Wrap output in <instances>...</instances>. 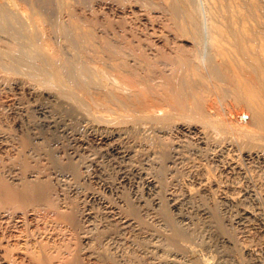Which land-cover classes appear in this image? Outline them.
<instances>
[{
  "label": "bare ground",
  "instance_id": "1",
  "mask_svg": "<svg viewBox=\"0 0 264 264\" xmlns=\"http://www.w3.org/2000/svg\"><path fill=\"white\" fill-rule=\"evenodd\" d=\"M28 1H30L29 3H31L30 10L29 11L28 10L19 11L14 6V3L12 1L0 0V29L4 30L3 31L4 33H7L6 35L7 38L8 36L12 38L11 40H8L5 37L9 42H13L14 44L12 51L11 50L9 51L8 49H4L3 43H2L4 42L2 41L4 38L2 39V37H0V60H2L0 61V63H2V66L9 71L16 68L18 65H22L26 67L25 69L26 74H29L30 76H33L35 78L36 80L35 82L38 85L39 89L41 87L43 89L42 92L41 91L39 92L45 94L46 98L49 99L50 101L49 102L47 100L49 102L48 104L44 103V101L43 103L42 101L40 102L42 103L40 106L41 111L44 114H46L44 116H47V114L49 113L48 116L50 117V113H51L50 103L51 102H53L52 104L55 103L53 107H55L57 111L59 110L61 112L63 111V113H67L69 115L68 117L73 119V122L70 123L68 122L70 121L69 119L67 121V119H64V118H63L64 120L62 119L60 120L59 119L60 115H59V118L57 119H59L61 123H59V121L55 118H51L52 122L55 128L58 129V130L56 129L58 132L59 130H62V132L69 134L72 131L70 129L74 128L75 130L73 131H77V132H74V134L73 133L69 134L71 138L69 139L67 146L74 147V145L78 143L79 144L78 146L80 148L79 147H77L76 149L74 148L73 150L74 156H73L70 149H69L70 153L69 151H66L63 149L64 147L63 145L66 142H62L63 143L61 144L62 146H60V144L57 143L59 145L57 146V144L55 143L62 141V140L56 141L55 139L60 138L62 135H60L61 133L59 134L56 131L55 132L60 135L59 137L58 136H55V138L53 137L56 142L54 144L45 145L42 141H43V138L45 140L48 134H46L47 136L45 137V135L43 133L41 134L40 132L41 130L43 131V129L45 128L43 129L40 128L41 129L39 131L40 133H38V132H35V130L32 127L33 125H32L31 128L30 127L29 128L34 131L33 132L34 134L25 135V133L29 131L30 129L28 128L29 130L27 131L22 130L23 126L26 124V123L24 124L23 121L22 123L24 125H22V129L20 128L21 130L20 132L23 131L24 135H22L21 133L10 134L11 132L6 134L9 130H5L6 128H3V127H6V125L4 126L2 124L3 119L0 120L1 122L0 127L3 128V129L2 128L0 129L4 130L3 133L1 132L2 130H0V221L6 222V220L8 219L10 221L12 219H17L18 221H20V223H22L21 221H24L23 218H26L28 214L35 213L36 215L38 213V215L39 214L40 215L42 214L41 216L44 215V217H46L44 219L52 220L51 221L52 223L53 221L58 222V224H60L59 227L65 226L66 229H71L72 227H74L73 230L76 228H79V230L81 229V227H79V225L81 224L80 215H83L84 213L82 212L81 214V212H79V208H78L79 205L75 203L76 201L75 202L72 201L76 205L71 203L72 205L70 206L69 202L64 201V200L60 201L61 197H58L59 200H56V198H54L53 196V194L55 193V191H53V188H55L54 187L55 185H53L49 181L50 178L47 179V177L45 178L43 177L45 175L43 173L44 170L42 171L41 170L42 168L40 166L36 167V163L33 166V163L37 161L36 159H38V157L40 156L38 159L40 160V158L43 157L42 155H44L45 157L46 156L49 157L50 162H51L50 169L52 170V173H54L57 177L69 176L71 178L70 179L71 182L73 181L72 180L73 178L74 184L78 185L82 182L83 178L86 176L84 174L85 172H83L82 170V163H83L82 161L84 160V158H89L91 161L96 162L97 160H100V157L103 156L104 154L112 152V156L114 154L116 155L115 157H119V159H121V161H117V162H120L119 166L123 167V169H125V172H127V174H133V173L139 172L138 170L140 167L139 165H141V162L139 160H142V159L144 160L145 157H148V160H149L150 159L149 157H151L149 161H152V157H154V160L156 159L158 161L159 160L161 161L159 162L160 164H162L163 160L167 159L164 162L168 164L167 163L168 159H170L172 157V154L175 153L179 155V156L176 155L178 157L175 156L176 157L175 159L180 158L181 160H186V162L188 161L189 164L191 161L193 162V163L191 162L189 172H191L193 176L199 179V181H197L198 185L195 183L197 186L195 185L190 186L191 182L186 183L185 181V184H189L188 187H186L187 185L184 186L186 187V191L188 192V197H192L198 194L199 192L201 193V191H203V193L206 192V194L208 193L209 195L213 194V191L215 192L216 190L220 189L223 184L227 183V181L225 183L223 182V180L224 181L229 180L230 178L229 174L231 175L233 173L236 174L241 164L240 163L241 161L237 159L238 157H235V155L232 154L234 152L233 150L234 147H236V150L238 149V151H240L241 154L244 153L247 156V158L258 157L257 159L259 158L262 159V162H263L262 164H264V0H109L112 4H115L116 6L115 10L120 14L119 16H121V18L122 17L125 18L130 13H134L136 14V17L138 16V19H140L141 22L142 20L144 21L142 22V24L144 23V26H145L144 30L150 29V30H146L148 31L147 32L148 34H147L144 30H142L144 26L143 27L141 26L142 28L139 26L140 30L138 29V31H135L133 29L137 28V26L131 27L133 28L131 30L128 26H132V25H127L124 23L122 26L121 25L122 23L121 24L119 23L118 25H121L122 27L118 26L116 29H113V30L111 29L112 27L110 28V31L112 30L111 32L114 35V36L112 35L113 37L109 35V33H111L109 32L110 23L106 24L108 26H105V27H108V28H105V29H108L107 30L109 32V33L107 32L108 35L107 34L101 35V33L99 35L97 31L95 30V28L97 27H94V24L96 25V23H94L95 19L93 20V22H91L92 20L91 16H90L91 20L85 21V22L75 17L74 16L75 13H72V8L74 7H72L73 3L71 0H28ZM87 2L89 4V0L88 1L86 0V3ZM106 4L107 3H105V5ZM131 6L135 8L133 10L129 9V7ZM55 7L57 8V10H59V14L62 13L63 11H66V12L68 11L71 15L70 19L65 20L66 18L63 19L61 14L60 15L57 14V17L55 15L53 17L52 15V17L56 19L53 20L52 18L51 20L47 17V16H50L48 15L49 13H47L46 18L48 19H46L44 17V14H46L45 12L46 11L49 12L52 8H55ZM49 8L50 10H47ZM96 13L95 15L97 16ZM107 17H104V19ZM125 19L129 21L128 24H132L130 20H128L127 18ZM135 23L134 25H138L137 24L138 22L136 24ZM99 24L100 23H98L97 25L99 26ZM55 25H56V28H58V34H60V37H61V41L59 42H54L53 40H51L50 38H53L52 34L50 38L48 34L49 29H52L50 31L53 33ZM16 32H21L22 35H24V39L18 40L16 38L17 36L15 34ZM144 33H146L147 35H145ZM2 36H4V34H2ZM153 37L154 38L157 37L158 41L159 39L162 40V42L160 41L162 43L161 44L162 46H159L160 44L158 43V41H157L158 43L157 44L156 41L153 39ZM0 81H1L0 82L1 84L4 83L3 80H0ZM28 101H27V104L29 105ZM22 103H24V100ZM30 105L33 106L32 103ZM31 106L30 108H26V107L25 108L29 111L31 109ZM4 108H5V105H4ZM3 111L4 109L2 110V112ZM61 112L58 114H61ZM52 113H55V112L52 111ZM62 115L61 117H63ZM53 116L54 115L52 114V117ZM94 121H96L97 124L102 123V122H105V123L107 122V124H109L110 122L111 123L113 122V124L123 123L125 128L127 125V124L125 125V123L131 122L133 123L132 130L134 131V127L137 128V130L140 133L139 136L140 135L141 136L140 138L137 136L136 140H134L133 136H131V138L133 139V142L134 141L135 142L130 143L129 140L126 141V142H129L131 145H127V144L125 145L122 143L119 144L120 140L118 139L119 143L116 141L118 144H115L114 147H112V144L110 143L109 141L110 139H109L108 141L112 148L111 149L109 148V150L111 151L108 152L107 150L108 148L106 146L104 147V143L107 142L106 141L107 139H105L104 137H101L100 134H99L100 137L97 138V140L95 141L93 140L94 142L92 140H91L92 142L89 141L90 139L89 140L86 139L88 137H83V135H85L83 134V130L87 128L90 132V129H92L93 128L92 126L95 124H92V126L89 124L90 122H94ZM1 124L3 126H1ZM35 125L37 124L35 123ZM8 127L10 126H7V128ZM42 127H44V125ZM124 127H121V129L123 128L124 130ZM119 128L117 130H119ZM15 130H19V129L17 128ZM120 130L118 132H120ZM129 130H130L129 133L133 135L134 133L133 131H131V127L129 128ZM10 131L14 132V129H10ZM44 131L46 132V130ZM94 131L92 130L93 133H95ZM192 132H194V134L195 133L199 134L200 138L199 137L198 138L201 139L199 141L201 142V144L204 145V146L202 145L201 148L203 149L205 147L204 151H206L207 149H210L212 151L213 149L216 148L215 146L217 145H219L220 147L224 146V149L226 150L224 151L227 152L228 154L227 156L232 154V156H229V158H226L227 160L230 159L228 161L230 163L227 165V162L226 163L223 162L225 161V157H224V160L221 161L223 163L222 164L219 163L218 166L217 164L214 165V163H213L214 165L213 166L210 162H209L210 164L205 163L207 162V159L209 161V158L204 159L206 157L205 153L208 151L204 153L205 157H203V160H206V161L202 163L200 161H203V160H200V157L203 156L202 154L203 150L201 152L202 155L198 156L199 157L198 159L200 161L196 159L197 156L195 155V153H197L198 150L196 151L194 150L195 153L193 152L194 155L192 154L193 156L192 155L191 156L192 158H194V156L196 157L192 160L191 156L189 155L192 152L190 151V153H188L189 152L188 148L190 149L191 147L194 149L195 147H192L193 145L191 146L189 144L191 141L188 138L189 136H187V138L190 141L189 140L185 141V140H181L182 139L181 137H184V136L179 135L181 136L179 137L177 135L179 138H181L180 140L177 141L174 135V133H177V134L180 133L182 135L188 134L192 136L190 134ZM14 133H16V131ZM116 133L117 131H115V134ZM122 133L123 132H121V134ZM129 133L127 134V136L128 135L130 136ZM101 134H103V132ZM124 135L125 134H123V136ZM134 135H138V133ZM173 135L175 139L173 138ZM127 136L126 138H129ZM114 137L119 138L116 136ZM126 138H124V140ZM61 139H64V138H61ZM66 140L64 139L63 141H66ZM193 142L194 140L192 141V143ZM200 142H199V145H200ZM193 144H195V142ZM199 145L197 146L198 148H199ZM180 146L184 148L182 149ZM231 149L233 152H230ZM236 150L235 152H237ZM213 151L216 152V150H213ZM220 152L222 153L221 150ZM208 153L210 154V152ZM198 154L199 153H197V155ZM212 154H210V156H212ZM223 154L224 153H222V155ZM110 155L111 154H109V156ZM215 155H218V154H215ZM82 157H84L83 160L81 159ZM221 158H223V156H221ZM116 160L117 159L115 158V161ZM146 161H147V158H146ZM138 162H139V165H138ZM164 162L163 164H165ZM173 162L176 163L177 161L173 160ZM218 162H220V158ZM247 162H249V165H250V161H247ZM154 165H157V164L155 163ZM168 166L166 168H170V166L169 167ZM242 166L243 165H241V167ZM214 167H218L219 171L217 170L218 172H216V168ZM88 168L89 167H87V169ZM166 168L165 166L160 165V169L159 168L158 169L161 170V172L160 171H156V172L157 173L159 172L165 175L164 171ZM248 168L249 170L252 169L250 167ZM144 169H147V168H144ZM186 169L184 171H186ZM171 170L172 169L170 168L169 172L173 173L174 169L172 170V172ZM253 170L252 172L256 171V169L254 171ZM105 171L106 169L104 170V172ZM175 171H178V168ZM179 171H180V168H179ZM181 171L183 173V170ZM241 171L245 172L246 170L245 171L241 170ZM262 171H264V169ZM178 172H177V175L181 173V172L180 173ZM242 172H239V173L237 172V173L240 175V173ZM249 172L252 173L251 171ZM257 172H255V174ZM157 173L156 175L159 174ZM166 173H167V169H166ZM255 174L253 173V176ZM259 174L260 173L257 174L258 177L257 175H255L254 177L255 180L254 179L252 180L256 181L259 187L263 190L264 189V178H263L264 176L262 175L263 177L261 178V174L260 176ZM156 175L154 176L156 177ZM174 175L176 174L174 173ZM174 175L173 177L176 178L177 175L176 177ZM50 176H53V175H50ZM159 176H162V175H159ZM168 176L171 177L169 174ZM167 177L165 178L167 179ZM160 178L163 179V176ZM172 180L173 179H171V181ZM179 180H176V182ZM236 181H239V180H236ZM69 182L70 181H67V184H69ZM83 182L81 183V186L83 185ZM193 183L194 182H192V184ZM256 183L254 182V184ZM152 184H154V186L156 185L161 191V188L159 187L160 185H157L156 182H153ZM65 186L66 185H64V189H65ZM164 186H163V189H164ZM69 190L70 189H68V191ZM166 190L168 189L166 188ZM85 191L86 190H84V192ZM232 191L233 190H231V192ZM121 192H122V189H121ZM123 193H124V190H123ZM184 193L186 194V192ZM64 194L65 193H63V195ZM207 195H204L205 198ZM151 196L152 195H150L149 197ZM102 197H104V194ZM105 197L104 199H106ZM140 197H142V195ZM140 197L137 196L136 198L137 200L135 202L131 200V201H127L128 203H125V204L123 203V205L127 204V208L121 204L124 201L123 196L121 200L122 202L119 201L120 203H116V204H121L119 205L120 210H119V207L117 209L115 206L113 207L110 206L111 209L116 208L115 210H119L120 212L122 211L121 210L122 207L126 208L124 212L122 211V213L115 211V212H118L119 215L122 214L121 217L119 216L120 220H118L120 225L118 224V221L115 220L117 221V226L116 225L115 226L116 228H120L121 230L122 228H125V230L127 228L130 229L131 233L126 231L128 233L127 235L130 236V234H132L134 236L135 235L138 236L139 241H137V239L135 238L136 236L134 238L137 242L140 243L141 241L142 243H144L142 245V246L146 245V247L144 248L147 249V246H150L152 247V249L154 248L153 249L154 252L156 251V249H158L161 255L160 261L163 260L162 262H168L169 259L171 260L172 258H170V255L171 256L175 255V257H177V255L179 256L180 254L181 257L183 256L185 258H188V260L186 259L188 261V264H209L207 261L208 259L205 260V257L204 258L201 257L202 260L198 259L196 249H198L199 246L197 248L195 247L196 245L193 246L194 245V243H192L193 239L196 238V240H198V238L200 237L198 233L200 234L199 230H201L203 225L207 226L208 229H211L216 234L217 233L220 234V232H223L226 236L227 235L229 236L228 233L231 232V226L234 225L233 223H231L232 225L230 226L229 231H228V227H226L227 224L225 226L224 225L225 223H223L224 219L223 221L221 219V217H223L220 215L221 210L219 211L218 207L216 208L217 211L213 209L215 206L213 204L215 202L213 201L216 195L212 196L213 199L210 198L211 196L210 197L208 196L209 199H212V203H209L208 202L209 199H207L208 200L207 202L209 204L208 203L204 204V202L202 203V201L200 200L201 201L200 203L204 205L198 206L194 210L190 209L191 205H193L191 201H190L191 205L189 204L190 210L188 209V210L183 211L182 204L178 202L179 200L181 201V199L178 198L179 199L178 201L172 200V202L174 201L172 205L174 206V208H176V211L177 210L179 211L180 215H177L176 212L174 213L177 215V217L181 216V219L183 221H179L180 219L178 220V218L174 215L172 211H174L175 209L174 210L171 209L172 211L169 210L171 205L168 208L167 207L168 205H165V203H163V201H165L163 198H162L163 201L162 200L158 201L160 200L158 199L155 202V205L153 204L154 207H150V204H147V202L144 201V198L142 197L143 198L142 199ZM119 199H121V197ZM132 199H135V198H132ZM227 199L228 201L235 202V197L233 195H231L230 197L228 196ZM107 201L109 202V199ZM107 204L109 205V203ZM138 204L139 205L144 204L143 205L144 208L141 206L144 210L143 212H148L150 214V211H151L152 214L150 215L151 216L153 215L155 218L159 220L157 221L156 219V221L158 223L159 222L161 223L160 224H155V222L153 223L152 222L153 219L152 221H150L151 219L148 220L150 218V216H148L149 214L147 215L146 213H144L146 214V216L144 215L145 217H149L148 219H146L143 216V214L140 212L142 208L138 207ZM146 205H149V206H146ZM217 205H220V203L219 204L217 203ZM243 207H246V206H243ZM50 209L52 210L50 211ZM145 209L147 211H145ZM48 211H50L51 214L50 212L48 213ZM239 211H241L242 215L248 212V210L245 208H242L241 210L239 209ZM192 212L194 213L200 212L201 214H198V215H203L204 218L198 219L199 218L198 216L197 217L198 221H196L194 219V215H192ZM232 218L230 219L232 220ZM41 220H43V217L41 218ZM36 221H37V218H36ZM49 222L50 221H48V223ZM85 223H88V222H85ZM109 224L112 225L111 223ZM2 226L3 225H1L0 229H2ZM112 227H114V225L109 227V229L113 230L115 228V227L114 228ZM25 229L23 231L21 230L19 233L14 232L15 234L13 232H12L13 234L11 233L7 234L8 232L3 233L5 231H2V234H0V264H106L107 262L109 264L110 263L118 264L119 262L121 264L123 262L124 264H138V258L140 257V253H142L140 251L141 250L140 248H142V246H140L139 243H136V244H139L138 246L140 247L138 248V250L140 249L138 252L139 254H136V252L138 251L137 250L135 252L136 249L132 250V249L126 248L122 250L120 255H117V253L115 254L113 251H111L112 249L110 250L107 246L103 245L104 243L101 244L102 243L101 240L98 245L93 244L94 247L92 246V247L86 248V246L80 247L81 246L80 245L79 247L77 246L78 249L76 250L73 249L74 251L72 250L70 251L69 247H67L69 244L68 243L69 240L68 242L64 240L66 242V243L64 242L65 244H63L62 240H59L65 246V248L64 246L62 248L61 245L58 242H56L59 244L60 248L62 249L61 250L60 248L55 249L54 246H52L53 245L52 242H54V245L56 244L55 241H52V242L49 241L47 243L48 236L46 237V239H44V237L46 236L48 232L47 229H40V227L39 229L34 228V227L33 228L25 227ZM236 229H239V228H237L236 226ZM54 230H56V228ZM107 230L108 228L106 229V231ZM121 230L119 234L121 233ZM131 230L134 231V234L132 233L133 231ZM249 230H250V227H249ZM62 231H65V230H62ZM114 231H110V232H113V234L115 233L118 234V231L117 232L115 231V233ZM101 232H104V231L100 230V232L97 234H95L96 232H93L95 235L91 237L88 236L87 235L88 233H87L86 234L87 236L84 235V238L87 237L89 240L90 238H92V241L94 239L97 240V238L99 240L98 235H100ZM201 232L203 231L201 230ZM122 233H123V230H122ZM233 233L235 234V232ZM233 233L231 234L232 236H233ZM66 234L68 233H65V235ZM73 234L75 235V233ZM78 234L79 233H77V235ZM113 234L112 236L115 237V235ZM196 234L198 235V237L195 236ZM206 234L205 235L200 234V235L202 237L204 235L205 237ZM55 235L56 234H54V236ZM91 235L93 234L91 233ZM106 235L107 234L104 233L105 237ZM123 235L121 237H123ZM63 237L65 238L64 235ZM51 238H52V235H51ZM102 238L100 237V239ZM129 238H132V237H129ZM227 238L228 240H230L229 239L230 237H227ZM234 238L236 240L234 241L239 244L240 240L237 241L239 238H236L235 236ZM66 239H67V236H66ZM111 239H113V237H111ZM125 239H126V235H125ZM199 239H201V237ZM202 239L205 241V243L204 241L203 243L206 244L207 239H204V238ZM44 240H47V241H44ZM122 240H120V243H119L120 245H121ZM132 240H131V243H132L131 248L134 247L133 246L134 240L133 241ZM207 242H210V241L207 240ZM215 242L214 244H216ZM222 242H225V241H222ZM242 242L243 241H241V243ZM128 243H127V246H128ZM203 243L202 244L200 243V245H203ZM254 243L256 242L254 241ZM49 244H52V245H49ZM105 244L107 245V242ZM136 244L134 245L137 248ZM207 244L203 246L208 247ZM212 244H213V241H212ZM229 244H231V242ZM242 244H245V243H242ZM247 244H250V241ZM91 245L92 243L90 244V246ZM233 245L234 244L232 243V246ZM236 245H235V248L236 247L238 248L240 244L237 246ZM71 246L72 245H70V248H72ZM203 246L199 248L202 249ZM55 247H58V246H55ZM210 247L213 248L215 246H210ZM210 247L208 249H210ZM144 248L143 250H145ZM149 248L147 250H149ZM203 248H206V247H203ZM235 248L231 247L230 251L235 250ZM240 249L241 248H239V250ZM147 252H149L150 254L154 256L157 253L156 252L154 254V252H151V251H147ZM147 252H144V253L148 254ZM213 252H214V249H213ZM234 252H236V250ZM234 252L231 251L229 253L231 255V253H234ZM159 253L157 255H159ZM215 254L219 256L218 253H215ZM86 256L89 258V260L92 259V262L91 260L90 262L89 260L87 262ZM145 256L146 255H144V257ZM223 256H224V253H223ZM237 257L238 256H236L235 258L237 259ZM225 258H220V259H225ZM227 258L225 260H228ZM140 259L143 260L142 257ZM238 259L236 261H238ZM158 260H159V257H158ZM174 261L175 259H173V263ZM187 261H186V264H187ZM216 261H219V260H216ZM162 262H160V264ZM179 262L180 261H178V263ZM229 262L226 261V263H229ZM175 264H176V261H175Z\"/></svg>",
  "mask_w": 264,
  "mask_h": 264
},
{
  "label": "rangeland",
  "instance_id": "2",
  "mask_svg": "<svg viewBox=\"0 0 264 264\" xmlns=\"http://www.w3.org/2000/svg\"><path fill=\"white\" fill-rule=\"evenodd\" d=\"M7 1H12L13 3H14V6L19 10V11H22V10H30V6H31V3H29L30 1H28V0H7ZM72 1V7H74V8H72V13H75V17H77L79 20H82L83 22H85V21H90L91 20V18H92V20H91V22H93V20L95 21L94 23H96V25L94 24V27H97V28H95V30L97 31V33L100 35V33H101V35L103 34V35H108V33L109 32H111L113 29H116L118 26H123V24L125 23V24H127V25H132V26H128L131 30L133 29V28H131V27H136L137 26V28H135V29H133V30H135V31H138V29L142 26H144V23L142 24V22H144L143 20H142V22H141V20L140 19H138V16L136 17V14H134V13H130V14H128V16H126L125 18H127L128 20H130V22L132 23V24H128L129 23V21H127L125 18H121V16H119L120 14L115 10V4H112L109 0L108 1H106V0H89V4H88V2L86 3V0L84 1H82V0H71ZM88 1V0H87ZM91 1V2H90ZM94 2V4H93V2ZM106 1V2H105ZM83 2H85V3H83ZM98 2V3H97ZM102 2V3H101ZM104 3V4H103ZM105 3H107L106 5H108V6H106L105 5ZM101 4V5H100ZM88 5V6H87ZM89 6H90V8H89ZM94 6V7H93ZM100 6V7H99ZM105 8H104V7ZM110 6V7H109ZM88 7V8H87ZM98 7V8H97ZM102 7V8H101ZM132 7V6H131ZM131 7H129V9H134L133 7L131 8ZM51 8V7H50ZM50 8L49 9H47V10H50ZM56 8V7H55ZM55 8H52L49 12H45L46 14H44V17L46 18V16H47V13H49L48 15H50V16H47L49 19H51L52 20V18L54 17V15L57 17V14H59V10H57V8L55 9ZM95 9V10H94ZM97 9V10H96ZM112 9V10H111ZM114 9V10H113ZM56 10V11H55ZM74 10V11H73ZM101 10V11H100ZM102 10H104V11H102ZM108 10V11H107ZM55 11V12H54ZM97 13H96V12ZM99 11V12H98ZM105 11H107V12H105ZM58 12V13H57ZM61 12V11H60ZM67 13V14H66ZM69 12L67 11H63L62 13H60L61 15H62V18L63 19H65V20H68V19H70V13L68 14ZM95 13L97 14V16L95 15ZM59 14V15H60ZM93 14V15H92ZM104 14V15H103ZM134 14V15H133ZM52 15H53V17H52ZM78 15V16H77ZM89 17H88V16ZM116 15V16H115ZM66 16V17H65ZM90 16H91V18H90ZM107 17V18H105L104 19V17ZM51 17V18H50ZM69 17V18H68ZM99 17V18H98ZM133 17V18H132ZM48 18H46V19H48ZM82 18V19H81ZM131 18V19H130ZM54 19H56V18H53V20ZM100 19V20H99ZM112 19V20H111ZM102 20V21H101ZM104 20V21H103ZM122 20H124V21H122ZM134 20H135V22L138 24V25H134ZM110 21V22H109ZM116 22V23H115ZM118 22V23H117ZM98 23H100L99 24V26L97 25ZM110 23V24H109ZM112 23V24H111ZM121 24V25H118V24ZM135 23V24H136ZM142 25H141V24ZM54 24H55V22H54ZM102 24V25H101ZM106 24H109L110 26H109V32L107 31L108 29H105V28H108V27H105V26H108V25H106ZM112 25V26H111ZM134 25V26H133ZM114 26V27H113ZM121 26V27H122ZM140 26V27H139ZM104 27V28H103ZM112 27V28H111ZM141 27V28H142ZM110 28L112 29L111 31H110ZM148 28V27H147ZM57 29V30H56ZM105 29V30H104ZM145 29V26L142 28V30H144ZM1 30V29H0ZM50 30H52V29H49V32H51ZM105 32H104V31ZM140 30V29H139ZM146 30H150V29H146ZM146 30H144L146 33L148 32V31H146ZM4 30H1V32H0V34H1V36L0 37H2V41H4V42H2L3 43V48L4 49H8L9 51L11 50H13V46H14V44H13V42H9L8 40H11L12 38L11 37H9L8 36V38H7V33H4L3 32ZM48 32V34H49V38L51 37V34H52V37L53 38H50L51 40H53L54 42H59V41H61V37H60V34H58V28H56V25H55V28H54V30H53V33L51 32V33H49ZM108 32V33H107ZM146 33H144L145 35H147ZM2 34H4V36H2ZM17 36H16V38L19 40V39H24V35H22V33L21 32H16L15 33ZM55 35V36H54ZM109 35L111 36V37H113L114 35L112 34V32L111 33H109ZM113 35V36H112ZM150 35V34H149ZM8 39H6V38ZM56 37V38H55ZM58 37H60V38H58ZM55 39H59L58 41L57 40H55ZM153 39L156 41V43H157V41H158V38L157 37H153ZM7 40V41H6ZM162 42V40H160L159 39V41H158V43L160 44L159 46H162L161 44V42ZM157 43V44H158ZM12 46V47H11ZM0 61H2V60H0ZM25 69H26V67L25 66H22V65H18L16 68H14V69H12L11 71H9V70H7V69H5L3 66H2V63H0V80H3L4 81V85L3 84H1L0 83V120H2L3 121V125L5 126L6 125V127H3V128H6L5 130H9L6 134H8V133H10V134H18V133H21L22 135H24V133H23V131L22 132H20L21 130H20V128L22 129V125H24L25 123V125L23 126V129L22 130H24V131H27V130H29L30 128H31V126L33 127V129L35 130V132H38V133H40L41 132V134L43 133L44 135H45V137L47 136L46 134H48V136L45 138V140H44V138H43V143L45 144V145H49V144H54L56 141H59V140H62V141H59V142H61V143H59V142H56L55 144H60V146H62L61 144H63L62 142H66L63 146V149L64 150H66V151H69V153H70V150H71V153H72V155H73V150H74V148L76 149L77 147H79L78 145V143H76L75 145H74V147H68L67 146V143L69 142V139L71 138L70 136H69V134H74V132H77V131H73V130H75L74 128H72V129H70V130H72L69 134L68 133H65V132H62V130H59V132L57 131L58 129L57 128H55V126H54V124H53V122H52V119L51 118H55V119H57V118H59V115H60V120L62 119V120H64V119H67V121H68V119L70 120V121H68V122H73V119L72 118H70V117H68L69 115L67 114V113H63V111L61 112V111H57V109L55 108V107H53L54 106V104H52L53 102H51L50 104V106H51V113H50V117L48 116V114H47V116H44V115H46V114H44L42 111H41V108H40V106H41V104L43 103V101H44V103H46V104H48L50 101H49V99H47L46 98V95L45 94H43V93H41L42 92V87L39 89V87H38V85L36 84V80H35V78L33 77V76H30L29 74H26V71H25ZM2 81V82H3ZM1 82V81H0ZM35 82V83H34ZM7 84V85H6ZM33 86H34V88H33ZM2 88V89H1ZM31 89V90H30ZM38 90V91H37ZM39 91H41V92H39ZM35 92V93H34ZM40 94H39V93ZM37 94V95H36ZM43 94V95H42ZM21 95V96H20ZM39 95V96H38ZM35 96V97H34ZM43 96V97H42ZM20 99H19V98ZM23 97V98H22ZM42 97V98H41ZM34 98V99H33ZM19 101H18V100ZM21 100H22V102H23V100H24V103H22L21 102ZM29 100V101H28ZM36 100V101H35ZM49 102H48V101ZM3 101V102H2ZM8 101V102H7ZM11 101V102H10ZM27 101H28V103H29V105L27 104ZM31 101V102H30ZM42 101V103H40ZM5 102V103H4ZM14 102V103H13ZM35 102H37V103H35ZM39 102V103H38ZM3 103V104H2ZM27 105H26V104ZM32 103V105L33 106H31L30 104ZM16 104V105H15ZM4 105H5V108H4ZM9 105V106H8ZM21 105V106H20ZM29 106V107H28ZM30 106H31V109L28 111L26 108H30ZM55 106H57V105H55ZM18 107V108H17ZM26 107V108H25ZM25 108V109H24ZM4 109V111L2 112V110ZM17 109V110H16ZM20 109V110H19ZM22 109V110H21ZM54 109H55V111H54ZM14 110H15V112H14ZM19 110V111H18ZM52 111L53 112H55V113H52ZM18 114H17V113ZM56 112H57V114H56ZM61 112V114H58V113H60ZM16 113V114H15ZM28 114V115H27ZM52 114L55 116H53L52 117ZM62 114H64V115H62ZM20 115V116H19ZM61 115L63 116V117H61ZM58 116V117H57ZM67 116V117H66ZM19 117V118H18ZM23 117V118H22ZM32 117V118H31ZM16 118V119H15ZM21 118V119H20ZM48 118H50V119H48ZM64 118V119H63ZM29 119V120H28ZM46 119V120H45ZM59 119H57L58 121H59ZM72 120V121H71ZM22 121H23V123H22ZM28 121V122H27ZM50 121H51V123H50ZM6 124H5V123ZM37 124V125H35V123ZM63 122V121H62ZM1 123V122H0ZM21 123V124H20ZM46 123V124H45ZM49 125H48V124ZM59 123H61V121H59ZM99 123V122H98ZM105 122H102V123H99V124H97V122L96 121H94V122H90V124L89 125H91L92 126V124H95V125H93L92 127V129H90V132H89V130L86 128L85 130H83V134H85V135H83V137H88V138H86V139H90L89 141H95V140H97V138H99L100 136L101 137H104L105 139H107L106 141L107 142H105L104 143V147L106 146L107 148V150H108V152L109 151H111V150H109V148L111 149L112 147H114V145L115 144H118L119 143V140H120V143L119 144H127V145H131L130 143L131 142H133V139L131 138V136H133V138H134V140H136V138H137V136L140 138V136H139V131L137 130V128H135L134 127V131L132 130L133 129V123H131V122H128V123H125V125H126V128L124 127V124L123 123H114L113 124V122L111 123V124H113V125H111L109 122V124H107V122L104 124ZM132 124V125H130V124ZM1 124V126H3ZM15 124V125H14ZM29 126H28V125ZM51 124V125H50ZM104 124V125H103ZM107 124V125H106ZM13 125V126H12ZM19 125V126H18ZM44 125V127H42ZM53 125V126H52ZM119 125V126H118ZM121 125V126H120ZM129 125H130V127H131V131H133V133L134 134H137L138 133V135H131L129 132H130V130H129ZM7 126H10V127H8L7 128ZM34 126H36V127H34ZM39 126V127H38ZM95 126V127H94ZM103 126V127H102ZM14 127V128H13ZM30 127V128H29ZM49 127V128H48ZM117 127V128H116ZM120 127V128H119ZM121 127H124V130H123V128L121 129ZM0 128H2V127H0ZM2 128V129H3ZM19 129V130H15V129ZM29 128V129H28ZM36 128V129H35ZM40 128H45V129H43V131L40 129ZM48 128V129H47ZM108 128V129H107ZM119 128V130H120V132H118L119 130H117ZM2 129H0V130H2ZM10 129H14V132L16 131V133H14V132H12V131H10ZM26 129V130H25ZM39 129V130H38ZM53 129H55V130H53ZM57 129V130H56ZM103 129V130H102ZM105 129V130H104ZM114 129H115V131H117V133L115 134V131H114ZM30 130H32V129H30ZM27 131L26 133H25V135H27V134H30V135H33L34 133V131L32 130V131ZM41 130V131H40ZM44 130H46V132L44 131ZM92 130L95 132V133H93L92 132ZM101 130V131H100ZM123 130V131H122ZM127 130V131H126ZM129 130V131H128ZM3 131L4 130H2L1 132L3 133ZM40 131V132H39ZM53 131V132H52ZM58 132L60 135H62L60 138H56L55 140H54V138H55V136H60L58 133H56V132ZM85 131V132H84ZM87 131V132H86ZM104 131H105V133H104ZM114 133H113V132ZM138 131V132H137ZM29 132H31V133H29ZM45 132V133H44ZM97 132V133H96ZM103 132V134H101ZM109 132V133H108ZM111 132H112V134H111ZM121 132H123L122 134H121ZM130 134V136L128 135L127 136V134L128 133ZM137 132V133H136ZM4 133V134H5ZM193 133V134H192ZM192 133H190L192 136H190V135H182V134H180V133H174V135H175V137H176V139H177V141L178 140H180L181 138V140H185V141H188L189 139L191 140H189L190 141V145L192 146V147H195L194 149L193 148H191L190 146V149H192V150H190L189 148H188V150H189V152L188 153H190V151L192 152V153H190L189 155L191 156L192 154H193V152L195 153V151L196 150H198L197 151V153H199L198 155H197V153H195V155L197 156H194V158L196 157V159L198 160V161H200V160H203V157H205L204 159H207V158H209V161H208V159H207V162H205V163H211L212 165H213V163H214V165H216L217 164V166H218V164L220 163V164H222L223 162H227V165L230 163V162H228L230 159H226V158H229V156H232V154H234L235 155V157H238L237 159H239V161H241L240 163V166H239V169H238V173L239 172H242L241 170H243V171H245V172H242V173H240V175L236 172V174L235 173H233L232 175L231 174H229L230 175V178H229V180H223V182H225L226 183V181H227V183L226 184H221L222 186H221V188L220 189H218V190H216L215 192L217 193H215L214 191H213V194H206V192L205 193H203V191H201V193H203V194H201L200 192V194L198 195V194H196V195H194V196H192V197H188V192L186 191V187H188V185L189 184H185V181H186V183L188 182H191L190 183V186H193V185H195V186H197L198 184H197V181H199V179L198 178H196L195 176H193L192 175V173L191 172H189V170H190V165H191V162H190V164H189V162L187 161L186 162V160H181L180 158L179 159H175L176 157H178L179 155L178 154H175V153H173V154H175V155H173L172 154V157L170 158V159H168V161H167V163L168 164H166V162H164V161H166V160H163L162 161V164H160L159 162H161L160 160L158 161V160H156V162H155V160H154V157H152V161H153V163L155 164H157V165H154L153 163H152V161H149L150 159H151V157H149L150 159L148 160V157H145V159L142 161V160H139L140 162H141V165H139V162H138V165L141 167H139V172H136V173H133V174H127V172H125V169H123V167H121V166H119L120 164V162H117V161H121V159H119V157H115L116 155H114L113 154V156H112V152H109V153H106V154H104L105 155V157H104V155L103 156H101L100 157V160H97L96 162L95 161H91L89 158H84V157H82L81 159L83 160V158H84V160L82 161L83 163H82V170H83V172H85L84 174L86 175L84 178H85V180H84V178H83V180H82V182H83V185L81 186V183L80 184H78V185H80V186H78V185H75L74 184V179L72 178V182H71V178L69 177V176H59V177H57L54 173H52V170L50 169L51 168V162H50V159H49V157L48 156H44V155H42L41 157L42 158H40V160H38L39 159V157H38V159H36L37 161L36 162H34L33 163V166H34V164L36 163V167H38V166H40L39 168L43 171V173L45 174L43 177L45 178V177H47V179L48 178H50L49 179V181L53 184V185H55L54 187L55 188H53V191H55V195L53 194V196H54V198H56V200H59V198L58 197H61V198H63V199H61L60 198V201L62 200H64V201H67V202H69V205L71 206L72 204H78L77 206H78V208H79V212H81V214H82V212L84 213L83 215H85V216H83V215H80L81 217V219H80V225H79V227H81V229L79 230V228H76V229H74L73 230V228L74 227H69V228H71V229H66L65 228V226L64 227H62V226H60L59 227V225L60 224H58V222H55V221H53V223L51 222L52 220H47V219H44V218H46V217H44V215L43 216H41L40 214V216L38 215V213L36 214L37 215V217H36V215H35V213H32V214H28L27 216H26V218H23L24 219V221H21L22 223H20V221H18L17 219H12L11 221L8 219V220H6V222H4V221H0V222H2V223H0L1 225H3L2 226V229H0V231H1V233L0 234H2V231H5V232H3V233H7V234H13L14 232L15 233H19L21 230L23 231L24 229H25V227L26 228H38L39 229V227H40V229H47L48 230V232H47V230H46V232H47V234H46V236L44 237V239H46V237H47V240H44V241H47V243L49 242V241H55V243L56 242H58L60 245H61V247L63 248V244H65L66 242H68V240H69V244H68V246L67 247H69V250L71 251H74V250H76V249H78V247L80 246V247H84V246H86V248H88V247H94V245H98L99 244V242H100V240L102 241V243L101 244H103V245H105V246H107L111 251H113L115 254L117 253V255H120L121 254V252H122V250L123 249H126V248H128V249H136L135 250V252L138 250V248H140L138 245L140 244V246H142L144 243H142L141 241H140V243L139 242H137V241H139V237L138 236H134V235H132V234H130V236L129 235H127L128 233L127 232H129V233H131L130 232V229H126L125 230V228H122V230H123V233H122V230L120 229V228H116V226H117V221L118 220H120V217H121V215H119V213H122V211L124 212V210L127 208V204L126 205H123V203L125 204V203H128L127 201H131V200H133V202H135L137 199V196H141L142 195V197L144 198V201L145 202H147V204H150V207H154L153 206V204L155 205V202L158 200V199H160V200H158V201H161L162 200V198L165 200V201H163V203H165V205H168L167 207L169 208V206L171 205V207H170V211H172L171 209H175L174 211H172L173 213L174 212H176L177 213V215H180V213H179V211L177 210L176 211V208H174V206L172 205V203L174 202H172V200H179V199H181V201L179 200L178 202H180L181 204H182V208H183V211L184 210H188L189 209V204L191 205V203L193 204V205H191V210H194V209H196L198 206H203L205 203H212V196H215L216 195V197H214V201L213 202H215V203H213L215 206H214V208L213 209H215V211H217V207L219 208L218 210L220 211H222V213H221V211H220V215L221 216H223V217H221V219H222V221H223V219H224V221H223V223H225L224 225L226 226V224H227V226L226 227H228V231H229V228H230V226L232 225L231 223H233L234 225H232L231 226V232L230 233H228L229 234V236L227 235H225L223 232H220V234H221V236H220V234H218V236H217V234L215 233V232H213L211 229H208L207 228V226H204L203 225V227L201 228V230L203 231V232H201V230H199V232H200V234H206V233H208V234H206V236L208 237H204V235H203V237L198 233V235L201 237V239L202 238H204V239H207V240H209L210 242H207V240H206V244L207 243H209V244H207L208 245V247L207 246H203V245H206V244H204L205 243V241L202 239H199L198 238V240H196V238H195V236L196 237H198V235L196 234L195 236H194V238L195 239H193V241H192V243H194V245L193 246H195L196 248L199 246V247H201V246H203V247H206V248H203L202 247V249L201 248H199L198 247V249H196V253H197V255H198V259L199 260H202V258H204L205 257V260H207L208 261V263L209 264H264V189L262 190L260 187H259V185L256 183V181H254L255 179H254V177H255V175H257L258 173H260L261 174V178L264 176V171H262L263 169H264V164H262L263 162H262V159H257L258 157H253V158H251V157H249V158H247V156L244 154V153H240V151H238V149L236 150V147H234V152H235V150L237 151V152H233L232 151V149H231V151L230 152H233L231 155H229V156H227L228 154H227V152H225L226 150L224 149V146H219V145H217V146H215V147H213V148H215V149H213V150H216V152L215 151H211L210 149H207L206 151H208V152H210V154H212V152H213V154H212V156H210V154L208 153V152H206V151H204L205 149V147L202 149L201 147H202V145L203 144H201V142L199 141V140H201V139H199L200 138V136H199V134L197 133H195L194 134V132H192ZM55 134V135H54ZM99 134H100V136H99ZM118 134V135H117ZM120 134V135H119ZM123 134H125L124 136H123ZM141 134H143V133H141ZM44 135H43V137H44ZM54 135V136H53ZM97 135H98V137H97ZM108 136V138H107V136ZM111 135V136H110ZM174 135H173V138H174ZM179 135H181V136H184V137H181V136H179V137H181V138H179L178 136ZM67 136V137H66ZM114 136H116V137H119V138H115ZM126 136L127 137H129V138H131V139H129V138H126ZM187 136H189L188 138H187ZM50 137H51V139H50ZM54 137V138H53ZM112 137V138H111ZM121 137V138H120ZM186 137V138H185ZM199 137V138H198ZM61 138H64L65 140L66 139H68V140H66V141H63L64 139H61ZM114 138V139H113ZM124 138H126L125 140H124ZM179 138V139H178ZM49 141H48V140ZM53 139V140H52ZM110 139V140H109ZM119 139V140H118ZM175 139V138H174ZM110 141V143L112 144V147H111V145H110V143H109V141ZM112 140V141H111ZM129 140V142H126V141H128ZM132 140V141H131ZM194 140V142H195V144H196V146H195V144H193L192 143V141ZM196 140V141H195ZM45 141V142H44ZM49 143H48V142ZM52 143H51V142ZM54 141V142H53ZM91 141V142H92ZM93 141V142H94ZM114 141H115V143H114ZM118 143H117V142ZM124 141V142H123ZM113 142V143H112ZM135 142V141H134ZM133 142V143H134ZM199 142H200V145H199ZM46 143H48V144H46ZM75 143V142H74ZM129 143V144H128ZM132 143V144H133ZM188 143V142H187ZM198 143V144H197ZM57 144V146H59ZM110 145V146H109ZM199 145V148L197 147ZM53 146V145H52ZM66 146V147H65ZM73 146V145H72ZM76 146V147H75ZM204 146V145H203ZM54 147V146H53ZM181 148H182V146H180ZM179 147V148H180ZM198 149H197V148ZM219 147H220V149H219ZM223 147V148H222ZM233 147V146H232ZM80 148V147H79ZM184 148V147H183ZM182 148V149H183ZM70 149V150H69ZM195 150V151H194ZM201 150V151H200ZM202 150H203V152H202ZM219 150V151H218ZM220 150L222 151V153H226L225 155L223 154L222 155V153L220 152ZM225 150V151H224ZM224 151V152H223ZM201 152H202V154H203V156H201L202 154H201ZM206 152V153H205ZM238 152H239V154H238ZM204 153H205V156H204ZM219 153H221V154H219ZM109 154H111L110 156H109ZM215 154H218V155H215ZM238 154V155H237ZM176 155H178V156H176ZM194 155V154H193ZM192 155V156H193ZM201 156L200 157V160L198 159L199 157L198 156ZM223 156V158H221V156ZM74 156V155H73ZM176 156V157H175ZM192 156H191V159L193 160L194 158H192ZM215 156V157H214ZM219 156V157H218ZM227 156V157H226ZM243 156V157H242ZM246 158H245V157ZM110 157V158H109ZM113 157V158H112ZM117 159L116 161H115V158ZM224 157H225V161H223L224 160ZM46 158V159H45ZM74 158V157H73ZM105 158V159H104ZM146 158H147V161H146ZM172 158H173V160L175 161H177L176 163L175 162H173V160H172ZM219 158H220V162H218L219 161ZM77 159V158H76ZM87 159H89V160H87ZM99 159V158H98ZM114 159V160H113ZM119 159V160H118ZM210 159H211V161H210ZM222 159V160H221ZM241 159V160H240ZM246 159V160H245ZM249 159V160H248ZM251 159V160H250ZM252 159H253V161H255V162H253L252 161ZM255 159H257V160H255ZM35 160V159H34ZM33 160V161H34ZM180 160V161H179ZM214 160H215V162H214ZM86 161V162H85ZM89 161V162H88ZM109 161V162H108ZM158 161V162H157ZM170 161V162H169ZM179 161V162H178ZM185 161V162H184ZM204 161H206V160H203V161H200V162H202V163H204ZM221 161H223V162H221ZM247 161H250V165L251 166H253L254 164V166L253 167H251L250 165H249V162H247ZM261 162V164H260V162ZM49 162V163H48ZM101 162V163H100ZM111 162V163H110ZM114 162V163H113ZM144 162V163H143ZM163 162L165 163V164H163ZM182 162V163H181ZM253 162V163H252ZM87 163V164H86ZM92 163V164H91ZM106 163V164H105ZM116 163V164H115ZM173 163V164H172ZM177 163H179V164H177ZM184 163V164H183ZM193 163V162H192ZM209 163V164H210ZM247 163V164H246ZM252 163V164H251ZM99 164H101V165H99ZM112 164V165H111ZM143 164V165H142ZM152 166H154V167H152ZM162 166H165V168L169 165L170 166V168L173 170V173H170L169 171H170V168H166L167 169V173L172 177H169L168 176V174L166 173V169H165V175H163V174H161V173H157L156 171H160L161 172V170H159L160 169V165ZM176 166H175V165ZM182 164V165H181ZM186 164V165H185ZM47 165V166H46ZM49 165V166H48ZM114 165V166H113ZM150 167H149V166ZM159 165V166H158ZM185 165V166H184ZM213 165V166H214ZM241 165H243L244 166V168H243V166L241 167ZM262 165V166H261ZM93 168H92V167ZM97 166V167H96ZM100 166V167H99ZM104 166V167H103ZM113 166V167H112ZM143 166V167H142ZM146 166V167H145ZM156 166V167H155ZM168 166V167H169ZM171 166H173V167H171ZM178 166H180V167H178ZM189 166V167H188ZM85 167V168H84ZM87 167H89L88 169H87ZM149 167V168H148ZM159 169H158V168ZM187 169H186V168ZM248 167H250V168H252L251 170H249V168ZM258 167V168H257ZM100 168H101V170H100ZM104 168V169H103ZM144 168H147V169H144ZM153 168V169H152ZM178 168V171H179V168H180V171L178 172V171H175L176 169ZM214 168H216V172H218L219 170H218V167H214ZM253 168H254V170L256 169V171H254L253 170ZM95 169V170H94ZM106 169V171L104 172V170ZM151 169V170H150ZM154 169H156V170H154ZM186 169V171H184ZM262 169V170H261ZM90 170V171H89ZM149 170V171H148ZM172 170H171V172H172ZM181 170H183V173H182V171ZM218 170V171H217ZM247 170H249V171H251L252 172V170L254 171V172H252V173H250L249 171H247ZM261 170V171H260ZM148 171V172H147ZM175 171V172H174ZM257 171H259V172H257ZM50 174H49V173ZM90 172V173H89ZM152 172V173H151ZM177 172L178 173H180V174H178L177 175ZM255 172H257L256 174H255ZM263 172V173H262ZM93 173V174H92ZM97 173V174H96ZM145 173V174H144ZM156 173L158 174V175H156ZM163 173V172H162ZM174 173L177 175V177H176V175H174ZM185 173V174H184ZM191 173V174H190ZM253 173L255 174L254 176H253ZM48 174V175H47ZM90 174V175H89ZM108 174V175H107ZM125 174V175H124ZM167 174V175H166ZM176 177V178H174L173 177V175ZM183 174V175H182ZM260 174H259V176H260ZM50 175H53V176H50ZM55 175V176H54ZM98 175V176H97ZM100 175V176H99ZM127 175V176H126ZM154 175H156V177L154 176ZM159 175H162L163 176V179L162 178H160V177H162V176H159ZM234 175V176H233ZM263 175V176H262ZM89 176V177H88ZM92 176V177H91ZM108 176V177H107ZM146 176V177H145ZM167 177V179L165 178V177ZM233 176V177H232ZM245 176V177H244ZM252 176V177H251ZM53 177V178H52ZM64 177V178H63ZM67 179H66V178ZM137 177V178H136ZM181 179H180V178ZM185 177V178H184ZM232 177V178H231ZM257 177H258V175H257ZM63 180H62V179ZM159 180H158V179ZM235 178V179H234ZM237 178V179H236ZM264 178V177H263ZM53 181H52V180ZM58 179V180H57ZM69 179V180H68ZM124 179V180H123ZM171 179H173L172 181H171ZM175 179V180H174ZM182 181H180V180ZM188 179H190V180H188ZM233 179V180H232ZM249 179V180H248ZM252 179H254V180H252ZM58 182H60V183H58ZM60 180V181H59ZM105 180V181H104ZM176 180H179V181H177L176 182ZM192 180V181H191ZM236 180H239V181H236ZM245 180V181H244ZM55 181V182H54ZM64 181H65V183H64ZM67 181H70L69 182V184H71V185H69V184H67ZM86 181V182H85ZM89 183H88V182ZM150 181H152V182H150ZM163 181V182H162ZM165 181H167V182H165ZM229 181V182H228ZM153 182H156L157 183V185H160L159 187L161 188V191H160V189L155 185L154 186V184H152ZM192 182H194L193 184H192ZM223 182H221V183H223ZM238 182H239V184H238ZM244 182V183H243ZM254 182L256 183V184H254ZM109 183V184H108ZM197 185H196V184ZM232 183V184H231ZM242 183V184H241ZM59 184V185H58ZM72 184H74V185H72ZM152 184V185H151ZM165 186H164V185ZM172 184V185H171ZM183 184V185H182ZM52 185V186H53ZM60 185H62V186H60ZM64 185H66L65 186V189H64ZM88 187H87V186ZM112 185V186H111ZM181 185V186H180ZM187 185V186H186ZM224 185H226V186H224ZM244 185H246V186H244ZM71 186V187H70ZM84 186V187H83ZM86 186V187H85ZM149 186V187H148ZM163 186H164V189H163ZM184 186H186V187H184ZM238 186V187H237ZM63 187V188H62ZM73 187V188H72ZM109 187V188H108ZM117 187V188H116ZM148 187V188H147ZM227 187V188H226ZM232 187H233V189H232ZM245 187V188H244ZM257 187H259V188H257ZM61 188H62V190H61ZM77 188V189H76ZM166 188L168 189V190H166ZM181 188V189H180ZM223 188V189H222ZM68 189H70L69 191H68ZM80 189V190H79ZM88 189V190H87ZM121 189H122V192H121ZM159 189V190H158ZM172 189V190H171ZM227 189V190H226ZM235 189H236V191H235ZM260 189V190H259ZM57 190V191H56ZM64 190V191H63ZM84 190H86L85 192H84ZM123 190H124V193H123ZM152 190V191H151ZM178 190V191H177ZM231 190H233L232 192H231ZM252 192H251V191ZM63 191V192H62ZM81 191V192H80ZM119 191V192H118ZM158 193H157V192ZM169 191V192H168ZM217 191H219V192H217ZM230 191V192H229ZM240 191V192H239ZM246 191V192H245ZM249 191V192H248ZM62 192V193H61ZM76 192V193H75ZM175 192V193H174ZM180 192V193H179ZM184 192H186V194L184 193ZM225 192V193H224ZM242 192V193H241ZM248 192V193H247ZM251 192V193H250ZM63 193H65L64 195H63ZM69 193V194H68ZM90 195H89V194ZM123 193V194H122ZM183 195H182V194ZM230 193V194H229ZM234 193H236V194H234ZM254 193V194H253ZM263 195H262V194ZM56 194H58V195H56ZM76 194V195H75ZM79 194V195H78ZM84 194V195H83ZM103 194H104V197L106 198V199H104V197H102L103 196ZM138 194V195H137ZM140 194V195H139ZM160 194V195H159ZM227 194H229V195H227ZM252 194V195H251ZM70 195V196H69ZM102 195V196H101ZM124 197L123 198V200L124 201H126V202H122L121 200H122V196ZM150 195H152L151 197H149ZM162 195V196H161ZM200 195H202V196H200ZM204 195H207L206 196V198H205V196ZM227 195V196H226ZM231 195H233L234 197H235V202L234 201H228V199H227V197L229 196H231ZM236 195V196H235ZM241 195V196H240ZM246 195V196H245ZM248 195V196H247ZM261 195H262V197H261ZM57 196V197H56ZM69 196V197H68ZM85 196V197H84ZM121 197V199H119L120 197ZM132 196V197H131ZM136 196V197H135ZM160 196H161V198H160ZM169 196V197H168ZM173 196V197H172ZM176 196V197H175ZM208 196L210 197V198H212V199H209L208 198ZM225 196V197H224ZM71 197V198H70ZM84 197V198H83ZM88 197V198H87ZM110 197V198H109ZM142 197H140V198H142ZM146 197H148V198H146ZM158 197V198H157ZM174 197H175V199H174ZM199 197H201V198H199ZM204 197V198H203ZM239 197H241V198H239ZM246 197H248V198H246ZM254 197H255V199H254ZM58 198V199H57ZM99 200H98V199ZM132 198H135V199H132ZM142 198V199H143ZM171 198V199H170ZM177 198V199H176ZM179 198V199H178ZM218 198V199H217ZM239 198V199H238ZM67 199V200H66ZM80 199V200H79ZM104 199V200H103ZM109 199V202L107 201ZM130 199V200H129ZM167 199V200H166ZM199 199V200H198ZM207 199H209V201L207 200ZM221 199V200H220ZM237 199V200H236ZM152 200V201H151ZM170 200V201H169ZM202 201V203L204 202V204H202V203H200L201 201ZM75 202V203H73V202ZM104 201V202H103ZM110 201H111V203H110ZM115 201H117V202H115ZM119 201H121L122 203V205L123 206H125V207H122L121 208V212L119 211L120 210V206L119 205H121V204H116V203H120ZM154 201V202H153ZM188 201V202H187ZM190 201H191V203H190ZM208 201V202H207ZM225 201V202H224ZM242 201V202H241ZM101 202V203H100ZM113 202H115V203H113ZM239 202V203H238ZM245 202H247V203H245ZM72 203V204H71ZM107 203H109V205L107 204ZM167 203H169V204H167ZM208 203V204H209ZM217 203L219 204L220 203V205L222 206H220V205H217ZM227 203V204H226ZM75 204V205H76ZM115 204V205H114ZM152 204V205H151ZM225 204V205H224ZM235 206H234V205ZM245 204V205H244ZM104 205V206H103ZM137 205V204H136ZM144 205V204H143ZM143 205H139L138 204V207H143ZM217 205V206H216ZM237 205V206H236ZM251 206V207H249V206ZM254 205V206H253ZM103 206V207H102ZM110 206L111 207H113V206H115L117 209H118V207H119V210H115L114 208H110ZM146 206H149V205H146ZM240 206H241V208H240ZM243 206H246V207H243ZM141 207V208H142ZM185 207V208H184ZM188 207V208H187ZM195 207V208H194ZM232 207H234V208H232ZM83 208V209H82ZM101 208V209H100ZM144 208V207H143ZM143 208H142V210L140 211L142 214H143V216L145 215L146 216V214L148 215L149 213L148 212H143L144 210H143ZM187 208V209H186ZM232 208V209H231ZM242 208H245V209H247L248 210V212L247 213H245L244 215H242V213H241V211H239V209L241 210ZM250 208V209H249ZM253 210H252V209ZM114 209V210H113ZM140 209V208H139ZM138 209V210H139ZM189 209V210H190ZM227 209V210H226ZM52 209H50V211H51ZM82 210V211H81ZM108 210V211H107ZM50 211H48V213L50 212ZM85 211V212H84ZM88 211V212H87ZM115 211H118V212H115ZM145 211H147L146 209H145ZM238 211V212H237ZM93 212H95V213H93ZM106 212V213H105ZM116 214H115V213ZM235 212V213H234ZM241 214H240V213ZM47 213V214H48ZM103 213V214H102ZM144 213H146V214H144ZM196 213V214H195ZM192 212V215H194V219L196 220V221H198V219H202V218H204L203 217V215H198V214H201L200 212ZM232 213V214H231ZM241 215H239V214ZM50 214H51V212H50ZM150 214H152L151 213V211H150ZM148 215V216H150V218L149 217H145L146 219H148V220H150V221H152V219H153V223L155 222V224H160L161 222H157V221H159L157 218H155L153 215L151 216V215ZM227 214H228V216H227ZM235 214V215H234ZM248 214V215H247ZM33 215V216H32ZM89 215H90V217H89ZM94 215V216H93ZM97 215H99V216H97ZM117 215V216H116ZM174 215L177 217V215L174 213ZM231 215V216H230ZM239 215V216H238ZM250 215V216H249ZM37 218V221H36V218ZM40 218H39V217ZM110 216H111V218H110ZM113 216V217H112ZM120 216V217H119ZM199 216V218L197 219V217ZM225 216H226V218H225ZM247 216H248V218H247ZM256 216V217H255ZM43 217V220H41V218ZM87 217V218H86ZM98 217V218H97ZM201 217V218H200ZM234 219H233V218ZM39 218V219H38ZM84 218V219H83ZM91 218V219H90ZM107 218V219H106ZM115 218V219H114ZM178 218V220L179 221H183L182 219H181V216H179V217H177ZM230 218H232V220L230 219ZM95 219V220H94ZM156 219H157V221H156ZM230 219V220H229ZM237 219V220H236ZM251 221H250V220ZM16 220V221H15ZM26 220V221H25ZM30 220V221H29ZM94 220V221H93ZM97 220H99V221H97ZM113 222H112V221ZM115 220H117V221H115ZM244 220V221H243ZM249 220V221H248ZM48 221H50L49 223H48ZM91 223H90V222ZM97 221V222H96ZM107 221V222H106ZM200 221V220H199ZM230 221H232V222H230ZM239 221H241V222H239ZM45 223V224H43V223ZM85 222H88V223H85ZM93 222V223H92ZM94 222H96V223H94ZM98 222H100V223H98ZM185 222V221H184ZM202 222V221H201ZM247 222V223H246ZM6 224V225H4V224ZM25 223V224H24ZM32 223V224H31ZM34 223V224H33ZM54 223H56V224H54ZM109 223H111L112 225H114V227L116 228H114V227H112V228H114L115 229V231L117 232L118 231V234H116L115 233V231H114V229L113 230H111V229H109V227H111L112 225H110ZM113 223H115V224H113ZM230 223V224H229ZM256 223V224H255ZM18 224V225H17ZM22 224V225H21ZM40 224V225H39ZM43 224V225H42ZM84 224V225H83ZM86 224V225H85ZM87 224H89V225H87ZM93 224V225H92ZM104 224V225H103ZM110 226H109V225ZM118 224H119V221H118ZM199 224V223H198ZM239 224V225H238ZM247 224V225H246ZM1 225H0V228H1ZM8 225V226H7ZM42 225V226H41ZM49 225H51V226H49ZM56 227H55V226ZM58 225V226H57ZM96 225V226H95ZM116 225V226H115ZM120 225V224H119ZM229 225V226H228ZM7 226V227H6ZM13 226V227H12ZM17 226V227H16ZM33 226V227H32ZM36 226V227H35ZM87 226V227H86ZM91 226V227H90ZM107 226H109V227H107ZM234 226V227H233ZM236 226H237V228H239V229H236ZM240 226V227H239ZM20 229H19V228ZM23 227V228H22ZM42 227H44V228H42ZM46 227V228H45ZM91 229H90V228ZM99 229H98V228ZM102 227V228H101ZM119 227V226H118ZM248 227V228H247ZM249 227H250V230H249ZM4 228H5V230H4ZM8 228V229H7ZM50 228V229H49ZM56 228V230H54ZM59 228V229H58ZM86 230H85V229ZM94 228V229H93ZM97 228V229H96ZM108 228V232L106 231V229ZM205 230H204V229ZM243 228V229H242ZM7 229V230H6ZM14 229V230H13ZM84 229V230H83ZM118 229V230H117ZM207 229V230H206ZM235 230V231H233V230ZM247 229H248V231H247ZM26 230V229H25ZM53 230V231H52ZM62 230H65V231H62ZM67 230V231H66ZM72 230V231H71ZM78 230V231H77ZM94 230H96V231H94ZM100 230L101 231H104V232H101V234L100 235H98L99 236V240H98V238H97V240H98V242H97V240L96 239H94L95 240V242H94V240L92 241V238H90V240L86 237V238H84V235H86L87 233V235L88 236H94L95 234H97V233H99L100 232ZM120 230H121V233L119 234V232H120ZM245 230H246V232H245ZM64 233H68V234H66L65 235V233L63 234L62 232ZM76 231V232H75ZM83 231V232H82ZM86 231V232H85ZM96 232L95 234L93 233V232ZM99 231V232H98ZM107 233H106V232ZM110 231H114V233L115 234H113V232H110ZM125 231V232H124ZM127 231V232H126ZM131 231H133V230H131ZM204 231H206V232H204ZM250 231V232H249ZM13 232V233H12ZM51 232V233H50ZM55 232V233H54ZM72 232V233H71ZM233 232H235V234L233 233ZM243 232V233H242ZM14 233V234H15ZM62 233V234H61ZM71 233V234H70ZM73 233H75V235L73 234ZM77 233H79L78 235H77ZM91 233L93 234V235H91ZM104 233L105 234H107L106 235V237H108V238H106L105 236H104ZM133 234H134V231L132 232ZM212 235H210V234ZM215 233V234H214ZM223 233V234H222ZM233 233V236L231 235ZM242 233V234H241ZM50 236H49V235ZM54 234H56L55 236H54ZM58 234V235H57ZM60 234V235H59ZM70 234V235H69ZM90 234V235H89ZM110 234V235H109ZM112 234L113 235H115V237L114 236H112ZM123 235V237H121L122 235ZM227 234V233H226ZM247 234V235H246ZM253 234V235H252ZM51 235H52V238H51ZM62 235V236H61ZM63 235L65 236V238L63 237ZM81 235V236H80ZM86 235V236H87ZM109 235V236H108ZM125 235H126V239H125ZM222 235H223V237H222ZM263 235V236H262ZM66 236H67V239H66ZM69 236H71V237H69ZM77 236V237H76ZM79 236V237H78ZM119 236V237H118ZM132 237V238H129V237ZM214 236H216V237H214ZM220 236V237H219ZM232 236V237H231ZM234 236L236 237V238H239L237 241H239L240 240V242H239V244L237 243V242H235L236 240H235V238H234ZM238 236V237H237ZM251 236V237H250ZM61 237V238H60ZM62 237H63V239H62ZM100 237L102 238V237H104V238H102V239H100ZM111 237H113V239H111ZM121 237V238H120ZM128 237V238H127ZM137 239V241L135 240V238ZM210 237V238H209ZM226 237V238H225ZM227 237H230L229 239L230 240H228V238ZM241 237V238H240ZM248 237V238H247ZM254 239H253V238ZM260 237V238H259ZM73 238V239H72ZM75 238V239H74ZM80 238V239H79ZM120 238V239H119ZM122 238H123V240H122ZM222 238V239H221ZM232 238V239H231ZM252 238V239H251ZM257 238V239H256ZM58 239V240H57ZM117 239V240H116ZM125 239V240H124ZM134 240V244H136V243H139V244H136L137 245V248H136V246L133 244V248H131L132 247V243H131V240ZM213 239V240H212ZM249 239V240H248ZM59 240H62V242H63V244L59 241ZM66 242H65V241ZM73 240V241H72ZM85 240V241H84ZM120 240H122L121 241V245L119 244L120 243ZM129 240V241H128ZM132 240V241H133ZM196 240V241H195ZM213 241V244H212V241ZM232 240V241H231ZM235 240V241H234ZM247 240H248V242H247ZM252 240V241H251ZM257 240V241H256ZM72 243H71V242ZM83 241V242H82ZM90 241H92V242H90ZM104 241V242H103ZM109 241V242H108ZM111 241V242H110ZM199 241V242H198ZM202 241V242H201ZM203 241H204V243H203ZM216 241V242H215ZM222 241H225V242H222ZM228 241V242H227ZM235 243H234V242ZM241 241H243L242 243H245V244H242L241 243ZM249 241H250V244H247V243H249ZM254 241L256 242V243H254ZM65 242V243H64ZM107 242V245L105 244ZM128 242H130V243H128ZM214 242L216 243V244H214ZM228 243V245L230 246H228L227 245V243ZM231 242V244H229ZM58 243H56L55 245H54V242H52V244H49V245H52V246H54V248L56 249H58V248H60V246H59V244ZM89 243V244H88ZM92 243V245L90 246V244ZM96 243V244H95ZM118 243V244H117ZM127 243H128V246H127ZM142 243V244H141ZM196 243V244H195ZM200 243L202 244L203 243V245H200ZM232 243L234 244L233 246H232ZM254 243V244H253ZM76 244V245H75ZM85 244V245H84ZM94 244V245H93ZM198 244V245H197ZM239 245V246H241V247H239L238 246V248L236 247L235 248V245ZM253 244V245H252ZM256 244V245H255ZM70 245H72L71 247L72 248H70ZM109 245V246H108ZM131 245V246H130ZM221 245V246H220ZM225 245V246H224ZM227 245V246H226ZM236 245V246H237ZM55 246H58V247H55ZM75 246V247H74ZM78 246V247H77ZM117 248H116V247ZM121 246H122V248H121ZM130 246V247H129ZM210 246H215V247H210ZM220 246V247H219ZM144 247H146V245H144V246H142V248H140L139 250L142 252V253H144V252H147V251H151V252H154L153 251V249H152V247H150V246H147V249L149 248V250H147L146 248H144ZM210 247V249H208ZM227 247V248H226ZM229 247V248H228ZM231 247L233 248H235V250H236V252H234L235 250H231L232 252H234V253H231V255H230V253L229 252H231L230 251V249H231ZM249 247V248H248ZM62 248H60V250L62 249ZM64 248H65V246H64ZM143 248L145 249V250H143ZM219 248V249H218ZM226 248V249H225ZM239 248H241L240 250H239ZM54 249V250H55ZM74 249V250H73ZM206 249V250H205ZM213 249H214V252H213ZM226 250V252L229 254V256H228V254L225 252V250ZM228 249V250H227ZM239 250V252H238V250ZM59 250V251H60ZM139 250L136 252V254H139L138 252H139ZM144 252H143V251ZM147 250V251H146ZM199 250V251H198ZM212 250V251H211ZM222 250H224V251H222ZM248 250V251H247ZM120 251V252H119ZM202 251V252H201ZM211 251V252H210ZM221 252V254H220V252ZM229 251V252H228ZM157 252V253H156ZM160 251H158V249H156V251L154 252V254H155V256L154 255H152V254H150L149 252H147L148 254H142V253H140V257L138 258V264H160V262H162L163 260H161L160 261V258H161V255H160V253H159ZM213 252V253H212ZM224 253V256H223V253ZM159 253V255H157ZM200 253V254H199ZM211 253V254H210ZM215 253H218V255L219 256H217V254H215ZM142 254V255H141ZM150 254V255H149ZM214 254V255H213ZM226 254V255H225ZM236 257V256H238L237 257V259H238V261H236L237 259L233 256V255ZM235 254H237V255H235ZM240 254V255H239ZM144 255H148L147 257L145 256L144 257ZM222 255V256H221ZM139 256V255H138ZM218 258H217V257ZM87 257V256H86ZM85 257V258H86ZM142 257V259L143 260H141L140 258ZM158 257H159V260H158ZM183 257V256H182ZM181 256H180V254H179V256L177 255V257H175V255H170V258H172L171 260L169 259V261L168 262H162L161 264H170V262H171V264H175V261H176V264H186V261L188 260V258H185V257H183L182 258ZM202 257V258H201ZM213 257V258H212ZM215 257V258H214ZM230 261H228V260H225L226 258ZM234 258V260H233V258ZM241 257V258H240ZM144 258H146V259H144ZM150 258V259H149ZM178 258V259H177ZM220 258H225V259H220ZM156 259V260H155ZM173 259H175V261H174V263H173ZM183 261H181V260ZM187 259V260H186ZM214 259V260H213ZM243 259V260H242ZM86 260V259H85ZM88 260H89V258L87 257V262H88ZM91 260V262H92V259H90ZM90 260H89V262H90ZM141 262H140V261ZM145 260V261H144ZM153 260H155V261H153ZM158 260V261H157ZM204 260V259H203ZM216 260H219V261H216ZM231 260H232V262H231ZM249 260V261H248ZM143 261V262H142ZM178 261H180L179 263H178ZM223 261V262H222ZM225 261V262H224ZM226 261L227 262H229V263H226ZM235 261V262H234ZM107 262V261H106ZM105 262V263H106ZM150 262V263H149ZM214 262V263H213ZM234 262V263H233ZM108 263V262H107ZM106 263V264H107ZM109 264V263H108ZM111 264V263H110ZM118 264H121L120 262L118 263ZM122 264H124V262L122 263ZM187 264H188V261H187Z\"/></svg>",
  "mask_w": 264,
  "mask_h": 264
}]
</instances>
